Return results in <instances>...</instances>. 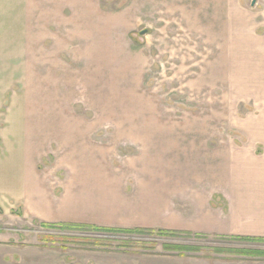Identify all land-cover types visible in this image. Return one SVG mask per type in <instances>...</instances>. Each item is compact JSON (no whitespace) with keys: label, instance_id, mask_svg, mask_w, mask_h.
<instances>
[{"label":"rangeland","instance_id":"1","mask_svg":"<svg viewBox=\"0 0 264 264\" xmlns=\"http://www.w3.org/2000/svg\"><path fill=\"white\" fill-rule=\"evenodd\" d=\"M14 3L9 17L0 16V30L8 28L16 41L15 54L0 53L2 156L17 132L46 120L77 122L81 131L93 125L96 152L116 159L137 153L141 141L128 133L152 127L161 145L170 141L167 148L173 133L203 156L239 153L242 168L249 156L264 160L262 138L247 124L264 121V60L245 55L259 50L263 56L264 0ZM51 147L48 166L61 155ZM12 174L3 170L0 182ZM9 188L0 186V264H188L180 256L264 264L262 240L45 227L51 224L25 214ZM242 250L261 255H239Z\"/></svg>","mask_w":264,"mask_h":264},{"label":"crops","instance_id":"2","mask_svg":"<svg viewBox=\"0 0 264 264\" xmlns=\"http://www.w3.org/2000/svg\"><path fill=\"white\" fill-rule=\"evenodd\" d=\"M3 1L0 0V16L9 17L7 7L14 6V0L12 4ZM0 32L5 37L0 42V53L15 54L16 41L10 38V30ZM240 45L243 47L245 41ZM87 48L93 50L91 44ZM253 53L264 60V52L261 56L259 50L245 55L249 57ZM72 59L79 62L81 58ZM247 124L264 143V121ZM80 125L58 121L49 124L41 120L39 128L32 124L23 134L17 132L5 156L0 154V172L13 171L11 181L0 182V186L10 187L8 192L15 196L25 214L49 224L264 239V160L259 155L249 156L247 167L242 168L239 153L229 157H224L222 152L203 156L195 153L194 148L184 146L181 138H175L173 133L171 148H167L170 141L166 139L161 145L157 130L139 127V131L126 136L141 141L136 144L137 153L116 159L96 152L93 125L86 131H81ZM49 144L55 145V149L51 148L61 155L48 166L44 162ZM61 173L63 176L59 178ZM177 258L188 264L223 261ZM166 259L171 261V257ZM245 263L251 264L247 261L240 264Z\"/></svg>","mask_w":264,"mask_h":264},{"label":"trees","instance_id":"3","mask_svg":"<svg viewBox=\"0 0 264 264\" xmlns=\"http://www.w3.org/2000/svg\"><path fill=\"white\" fill-rule=\"evenodd\" d=\"M44 225H45V227H49V228L58 227L61 229H72V230L77 229V230H82V231H93V232L114 233V234L125 233V234L147 235V234H154L155 233L154 230H148V229L106 228V227H99V226L86 225V224L63 223V224H51V225L44 224ZM157 233L161 234V235H169V236L179 235L176 232H171V231H166V230H160ZM241 240H243V239H241ZM245 240H249V241L262 240V241H264V239H248V238H245ZM164 249L167 251H179V252L200 251V249L198 247L187 248V247H179V246H165ZM218 251H221V250H217V252ZM238 253H239V255H242V256H252V257H256L258 255H261L260 252L244 251V250H242V252L239 251Z\"/></svg>","mask_w":264,"mask_h":264}]
</instances>
